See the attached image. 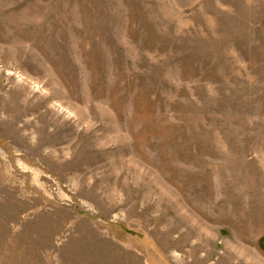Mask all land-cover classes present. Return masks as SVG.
Listing matches in <instances>:
<instances>
[{"label": "rangeland", "instance_id": "obj_1", "mask_svg": "<svg viewBox=\"0 0 264 264\" xmlns=\"http://www.w3.org/2000/svg\"><path fill=\"white\" fill-rule=\"evenodd\" d=\"M264 0H0V264H264Z\"/></svg>", "mask_w": 264, "mask_h": 264}, {"label": "trees", "instance_id": "obj_2", "mask_svg": "<svg viewBox=\"0 0 264 264\" xmlns=\"http://www.w3.org/2000/svg\"><path fill=\"white\" fill-rule=\"evenodd\" d=\"M259 248L264 254V236L259 240Z\"/></svg>", "mask_w": 264, "mask_h": 264}]
</instances>
